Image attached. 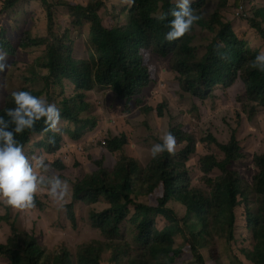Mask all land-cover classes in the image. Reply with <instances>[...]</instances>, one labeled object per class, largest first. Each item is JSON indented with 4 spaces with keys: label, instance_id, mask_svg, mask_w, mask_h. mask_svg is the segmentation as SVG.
I'll list each match as a JSON object with an SVG mask.
<instances>
[{
    "label": "trees",
    "instance_id": "1",
    "mask_svg": "<svg viewBox=\"0 0 264 264\" xmlns=\"http://www.w3.org/2000/svg\"><path fill=\"white\" fill-rule=\"evenodd\" d=\"M20 1L4 0L0 14ZM39 1L46 12L45 37L26 32L20 48L44 47L38 66L48 74L41 77L42 89L22 87L17 91H30L55 103L66 134L45 131L40 120L34 131L25 130L16 139L29 158L39 150L50 164V173L61 179L67 180L63 174L69 165L58 153L66 143L79 142L100 124L99 115L91 113L88 96L97 88H109L130 103L157 84L155 57L169 61L183 92L194 98L208 100L218 89L228 91L240 82L237 102L249 119L264 112V72L250 66L260 50L253 49L227 22L224 10L229 0H217V10L208 15L207 5L215 0H191L194 13L202 19L172 43L164 37L173 17L167 15L163 21L156 17L170 13L175 0H134L131 6L122 0L120 6L111 8L103 0L86 5L60 2L74 29H88L89 55L81 59H75V46L67 31L55 28V6L49 0ZM234 1L264 40V5L245 13L247 0ZM197 29L207 34L203 55L196 46ZM221 41L224 46L218 48ZM0 51L7 58L17 54L5 29L0 30ZM30 73L25 81L35 82L37 71L32 68ZM66 85L72 91L68 97ZM14 106L11 93L1 97L0 116L8 119L6 109ZM242 125L237 124L228 143L213 135L204 139L224 156L208 153L201 158L199 184L194 183L188 164L200 139L187 125L170 130L180 149L174 155L164 152L146 166L127 152L125 135L108 132L103 150L115 156L114 167L105 168L97 161L94 172L73 181L71 201L64 206L69 226L75 229L77 203L105 202V208L91 209L88 215L90 227L99 232L101 240L80 244L74 254L65 246L50 251L16 221H10V207H6L0 224L8 225L10 233L0 241V258L6 264H176L182 257L189 260L186 264H264V146L252 151L250 171L239 170L237 164L247 158L239 141ZM50 137L55 143L49 142ZM216 171L219 174L213 176ZM45 198L37 195L36 206L41 208Z\"/></svg>",
    "mask_w": 264,
    "mask_h": 264
},
{
    "label": "rangeland",
    "instance_id": "2",
    "mask_svg": "<svg viewBox=\"0 0 264 264\" xmlns=\"http://www.w3.org/2000/svg\"><path fill=\"white\" fill-rule=\"evenodd\" d=\"M3 1L0 0V10H2ZM49 1L55 6V28L60 32L66 30L69 38L74 43L75 59L87 58L89 55L88 29H74L68 11L59 6L58 3L75 2L86 5L95 0ZM103 1L106 2L109 8L113 5L117 7V4L120 6L122 2V0ZM229 4V7L224 10L227 22L232 23L235 32L241 38L250 41L253 49H258L260 52L264 51L263 38L256 30L251 28L247 17L240 14L235 6V1L229 0ZM262 4L264 5V0H247L244 4L245 13L253 6ZM217 8V0L210 2L207 5V15L216 11ZM1 29L8 32L9 39L16 48L17 54L15 57L8 56L6 60L7 68L5 71L0 72V98L22 87L42 89L43 81L41 77L47 76L48 72L40 69L38 62L44 56L45 48L34 47L28 50L20 48L22 35L26 32L31 36L33 35V37H45L46 12L41 2L39 0H22L0 14ZM196 34L198 36L196 46L199 53L203 55L207 43V34H202L200 29H197ZM153 64L157 68V84L144 90L139 96L133 98L130 103L118 98L109 88H97L88 96L87 101L93 104L91 113L99 115L100 124H97L96 128L87 133L79 142L66 143L63 150L58 153L62 160L64 156H68L65 163L69 165V170L63 175L67 177L69 191L63 202L64 206L71 201L73 181L85 174L94 172L97 161H101L105 168L114 167L116 163L115 156L104 151L101 143L103 140L106 141L108 132H112L117 136L125 135L128 140L127 152L138 157L146 166L153 159L150 154L151 147L160 141V136L170 132L172 128L187 125L200 139L197 152L188 164L194 183L199 184L198 181L202 177L199 170L201 158L208 153H215L220 157L224 156L219 148L212 143L209 144L208 141L205 142L204 139L207 135H213L220 142L228 143L232 132L238 128L237 124L243 122L239 133V141L247 158L238 163L237 167L242 171H250L252 151L256 152L264 146V112L254 120L249 119L243 111L245 108H241L237 102L241 83L238 82L236 87L228 91L218 89L214 96L203 101L183 92L180 82L169 68L168 60L155 57ZM32 68L37 71V78H35V82H27L25 78H31L30 70ZM71 94L70 87L66 85L65 95L68 97ZM239 117H241L240 120H238ZM62 127L60 126V128ZM61 132L66 134V130H61ZM78 146L81 147L80 151L77 150ZM179 149L180 147L176 143L175 150L178 151ZM35 154L41 155V152L36 150ZM76 163L80 164L79 168H73ZM218 174L219 172L216 171L213 176ZM48 175L55 174L48 173ZM39 194L40 196L42 194L46 196L41 208L35 206L24 212L10 208V221H16L18 227L35 236L40 244L46 246L50 251L65 246L74 254L80 244L90 240H101L99 232L90 227L88 215L91 209L102 210L105 208V202L102 201L96 205L77 203L75 206L77 227L71 229L66 219L64 206L60 208L54 204L47 195L46 188H41ZM6 207L8 206L0 203V215L6 213ZM160 225L162 226V222ZM9 233V226L1 223L0 241H5ZM125 235L128 236V227L125 228ZM246 237H249L248 234ZM178 241L177 243H179ZM245 241L249 245L248 241ZM5 260L0 258V264H6L7 261ZM188 261L187 258L182 257L179 262L175 263L186 264Z\"/></svg>",
    "mask_w": 264,
    "mask_h": 264
},
{
    "label": "clouds",
    "instance_id": "3",
    "mask_svg": "<svg viewBox=\"0 0 264 264\" xmlns=\"http://www.w3.org/2000/svg\"><path fill=\"white\" fill-rule=\"evenodd\" d=\"M123 2L130 6L134 4V0ZM175 4L176 7L171 9L170 13L156 17L161 21L166 20L167 15L173 17L166 25L169 30L164 37L169 43L190 32L194 23L202 19L201 15L194 13L191 0H175ZM223 46L222 41L217 45L218 48ZM6 60L7 53L0 51V72L6 70ZM250 66L264 72V51L256 55ZM11 95L15 106L6 109L8 119L0 116V203L24 212L36 206V196L41 188H46L47 195L54 204L63 208L69 191L68 182L57 175H48L51 167L46 158L36 154L29 158L23 145L16 139V136L25 130L34 131L36 123L40 120L44 121L45 131L60 133L61 111L55 103L37 97L30 91H14ZM159 139L161 142L151 147V157L156 158L164 152L174 155L175 136L166 132ZM49 142L55 143L54 137H50ZM63 160L67 161L68 156L66 159L63 157Z\"/></svg>",
    "mask_w": 264,
    "mask_h": 264
},
{
    "label": "built area",
    "instance_id": "4",
    "mask_svg": "<svg viewBox=\"0 0 264 264\" xmlns=\"http://www.w3.org/2000/svg\"><path fill=\"white\" fill-rule=\"evenodd\" d=\"M112 123H113V121H112ZM102 143L104 144V141H102ZM77 150H79V151H80V150H81V147H80V146H78V147H77ZM64 158L66 159V158H67V156H64Z\"/></svg>",
    "mask_w": 264,
    "mask_h": 264
}]
</instances>
